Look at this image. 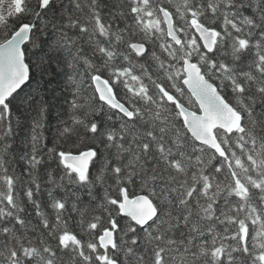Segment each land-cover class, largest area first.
<instances>
[{"label":"snow or ice","instance_id":"snow-or-ice-1","mask_svg":"<svg viewBox=\"0 0 264 264\" xmlns=\"http://www.w3.org/2000/svg\"><path fill=\"white\" fill-rule=\"evenodd\" d=\"M118 15L130 23L113 30L101 0H0L13 26L0 40V264H264V0H125ZM35 72L63 74L72 95L52 147L39 85L24 91ZM87 78L99 107L80 102ZM21 110L35 115L17 175ZM56 189L76 198L80 235ZM29 204L54 243L29 231Z\"/></svg>","mask_w":264,"mask_h":264},{"label":"trees","instance_id":"trees-1","mask_svg":"<svg viewBox=\"0 0 264 264\" xmlns=\"http://www.w3.org/2000/svg\"><path fill=\"white\" fill-rule=\"evenodd\" d=\"M167 2V0H165ZM36 0H29L30 6L35 5ZM82 3H86V0H82ZM125 3V0H101V8L102 12L104 14V22L108 23L109 21L112 22L113 30H115L117 27L123 28L125 26V23H130V20H125L121 17H119L118 13L120 10V6ZM112 13L113 15H109V13ZM15 23H19L16 21ZM13 31L12 24H9L8 28L5 30L3 26H0V40L9 38L11 35V32ZM103 43H107L106 38L98 37ZM42 40H47V36H41ZM85 40H87V37H85ZM87 47V45H85ZM149 49L151 50L152 45H148ZM158 51V49H157ZM40 54L39 50H37V56ZM33 59H36V57H33ZM122 58L117 57V62H120ZM140 63H144V61H140ZM137 72H139V69H137ZM49 81H51L49 83ZM147 83V81H145ZM37 85H39L38 89V95L37 100L40 99V97H43L44 102L48 105V112L47 116L45 118V128L43 130V135L45 137V142L47 143L48 147H52L53 143L55 142L54 138L57 137L58 127L62 126L61 122H68L69 125H71L70 120V106L68 101H71L72 95L70 90L66 87V76L63 74L56 75L55 77H49L44 76L41 77V74L39 72L34 73V80L32 81L30 87L25 88V92H31L32 90L37 88ZM118 98L122 102H126L127 96L125 93L127 90L123 87L122 84L117 85L114 88ZM24 93H21L23 95ZM130 95V94H129ZM81 103H88L92 104L95 102V106L99 107V99L97 98V95L91 85L90 78L86 79L85 85H84V91L81 98ZM20 117L19 125L15 128V138H14V148L12 151H10L7 154V160H8V166L10 169L15 170L16 174L19 175L22 170L26 167V165L18 159L20 155V148L22 147L21 141L25 139L26 136H28L31 124H32V117L35 115V112L29 111H23L18 114ZM95 119H104L103 117H90ZM109 124H112L111 121L108 122ZM117 127H119V124H116ZM67 147H71V142L67 143ZM2 150V149H0ZM215 163V161H213ZM52 168H55V163L52 164ZM43 171V170H41ZM96 170L93 169V172ZM39 182L42 183V188L40 193L35 197L37 200L41 202V211L45 213V215L48 217L50 222H55V212L50 207V200L48 197L47 189L51 187L49 184H47V178L46 176H41L39 178ZM98 192L100 195L103 194V189L98 186ZM130 191H134V189H130ZM54 195L57 198H65L67 199V210L63 214V218L67 221V226L69 230L73 231L77 235L81 234V228L79 226V220L80 215L77 211L73 210V203H76V198L72 195L71 191L65 192L62 189H56L54 191ZM81 200L83 203H77L78 208H83L85 204H88V197L82 196ZM99 201H94L89 206V214H91L92 209H95ZM28 208V220L30 221L28 228L29 231L34 236H40L41 234L44 236V238L48 239L50 243H54V241H51V238L47 236V232L43 230L42 225L40 224V218L35 215L34 208L29 204L27 205ZM58 255L62 256L64 260V264H68L69 257L67 255H64L63 253H58ZM120 259L123 260V255L120 256ZM177 264H179V261H177Z\"/></svg>","mask_w":264,"mask_h":264},{"label":"water","instance_id":"water-1","mask_svg":"<svg viewBox=\"0 0 264 264\" xmlns=\"http://www.w3.org/2000/svg\"><path fill=\"white\" fill-rule=\"evenodd\" d=\"M10 38V37H9ZM92 83V82H91ZM92 86H93V88H94V90H95V88H96V85H94L93 83H92ZM96 93V92H95ZM114 93H115V91H114ZM116 94V93H115ZM96 95H97V97H98V93H96ZM118 98V97H117ZM122 102V101H121Z\"/></svg>","mask_w":264,"mask_h":264}]
</instances>
